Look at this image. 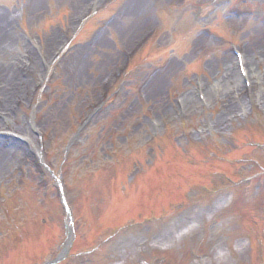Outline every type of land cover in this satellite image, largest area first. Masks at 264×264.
Instances as JSON below:
<instances>
[{
	"label": "rangeland",
	"instance_id": "374dc122",
	"mask_svg": "<svg viewBox=\"0 0 264 264\" xmlns=\"http://www.w3.org/2000/svg\"><path fill=\"white\" fill-rule=\"evenodd\" d=\"M86 1L0 0V14L4 8L6 14L9 10L19 9L22 13L21 18L18 16L15 19L17 27L0 42V47L3 43L16 46L18 39L25 45L22 37L25 34L37 38L43 47L52 48L48 57L63 35L65 38L71 35L69 28L75 10L78 6L83 7ZM186 1L140 0L142 3H138L139 7L133 12L144 13L139 16L135 14L134 19L115 14L114 20L100 32H92L91 28L85 31L87 34L80 37L81 40L71 43L65 55L59 57L58 63L49 68V82L43 84V95L34 96L28 103L23 97L26 89L28 91L33 84L40 82L37 77L40 75L39 62L36 60L29 68L36 67L37 70L30 73L31 79L24 82L26 85L22 86L20 92L10 93L7 99L0 95V116L15 114L12 110L14 99L24 102V110H15L20 118L33 112V122L44 128L47 133L45 139L49 136L48 163L55 170L63 163L62 147L73 126L84 114V107L103 94L100 84L102 79L111 78V71H115L114 61L119 62L117 65L121 63V50L129 49L141 35H146V31L155 27L162 32L153 43L158 48H173L155 60L151 59L153 66L150 70L136 74L142 77L139 78L140 85L136 92L140 100L136 102L133 97L131 101L126 95L127 90L122 91L111 107V113L107 114L108 119L100 117L87 132L90 135L88 152L92 151L90 154L96 159L100 170L94 173L92 168L88 171L85 165H77L76 162L82 157L74 151L63 167L58 168L69 179L70 203L74 213L79 214L76 215L75 238L64 264H92V261L95 264H113L119 258H123L121 260H125L126 264H149L152 255L159 256L161 252L167 256L164 264H194L196 258L190 255L189 249L207 251V240L213 243L206 255L209 259L201 261L202 264L211 261L217 264H264V194L261 191L264 189V139L261 138V134L264 137V103L261 97L264 94V21L261 20L264 12L261 3L264 0H258L257 7L251 5V8L258 9L257 12L249 11L241 17H236L228 6L217 7L219 3L212 8H203V1L208 0ZM123 4L130 6L133 3L125 0ZM123 4L118 8L121 6V9ZM116 9L113 11L116 12ZM193 9L196 16H208L206 21L200 22V26L212 23L211 27L224 30L230 41L220 46L218 38L208 40L198 27L192 29ZM5 13L0 17V34L8 26L2 23ZM157 17L166 23L163 30L158 29ZM104 18L106 15L102 20ZM102 20L97 19L94 25L101 24ZM92 25L93 21H89L88 26ZM93 33L97 39L92 47H88L86 40ZM232 42H236L238 48L245 52L248 63L258 69V73H250L252 91L257 101L252 110L229 122L226 129L221 130L219 124L222 117L227 115V110L222 106H227L228 100L232 103L235 99L231 84L225 82V66L232 63L229 50ZM199 46L203 50L197 56L194 48ZM11 59L18 68L20 58L5 55L3 60L6 62H0V73H3L5 65L10 66L7 69V72H11L10 76L16 71V68L11 71L14 65L8 62ZM75 59L79 60L80 66L72 71L66 70L75 63ZM189 59L194 62L185 65L184 62ZM26 64L28 66L29 61ZM194 74L202 78L207 102L205 107L197 102L193 81H186ZM11 81L3 82L0 78V85L8 86ZM215 82L217 85L212 90ZM238 89L243 94L241 84ZM168 90L188 103L186 111H182L184 113L179 112L173 94L170 96ZM47 93L48 100L45 97ZM150 118L156 119L159 125L157 131L149 127ZM17 124L16 127L19 126ZM246 126L249 127L248 131L245 130ZM25 128L28 130V127ZM242 130L247 137L240 142ZM153 131L160 133V137L161 134L162 137L166 135L164 143L169 142L151 143L149 135ZM30 133L34 139L33 133ZM256 140V147L263 148H255ZM105 143L114 145L116 154L118 152L115 166L100 165L104 163L102 155L98 152L95 153L97 156L94 155V150L104 148ZM158 144L163 146V151H159ZM208 146L212 151L209 154L211 159L207 161L206 158L205 161L203 155L207 153L205 150ZM6 160L3 158L0 162V196H7L4 205H0V213L8 210L11 215L7 221L0 216V264H39L58 254L60 244L65 241L64 211L50 191L45 193V197H40L43 196V189L36 190L34 201L30 202L28 195L33 171L26 172L23 184H17L18 175L24 172L14 173L16 169L12 167L11 159ZM133 167H137L136 175L130 174ZM240 178H244L243 181ZM235 181H238L236 189H239V196L235 195V198H231L229 193H218L219 190L208 194L211 192L208 190L225 191ZM124 184H127L125 188L122 186ZM18 189H22L21 192L13 195L12 192ZM144 189H148L147 196L141 200L138 196L140 192H145ZM82 195L83 198L88 197L84 207L81 205ZM121 195L123 200L120 199ZM210 196L221 199L222 204L217 205L216 213L197 204L208 201ZM131 197H135L136 201ZM172 205L175 209L165 216ZM250 210H254L251 216L248 215ZM148 215L161 216L145 220L143 217ZM200 220L201 227L198 224ZM78 221L81 225L79 231L84 235L96 234L97 238L102 235L100 238L105 239L112 231L115 230V233L97 253L78 255V249L91 245H83L79 240ZM193 222L197 223L195 229L200 227L198 230L201 232L186 234L176 240L177 230ZM120 223L124 226L116 230L122 225ZM152 240L164 241H159L158 248L151 249L149 241ZM243 241L246 246L235 249ZM50 244L53 245L49 250ZM220 247L223 248V255L212 260Z\"/></svg>",
	"mask_w": 264,
	"mask_h": 264
},
{
	"label": "bare ground",
	"instance_id": "6f19581e",
	"mask_svg": "<svg viewBox=\"0 0 264 264\" xmlns=\"http://www.w3.org/2000/svg\"><path fill=\"white\" fill-rule=\"evenodd\" d=\"M18 46L21 47L22 46V43L21 42H18ZM264 98V97H263ZM264 101V100H263Z\"/></svg>",
	"mask_w": 264,
	"mask_h": 264
}]
</instances>
